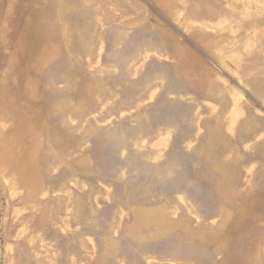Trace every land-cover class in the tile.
<instances>
[{
    "label": "rangeland",
    "instance_id": "rangeland-1",
    "mask_svg": "<svg viewBox=\"0 0 264 264\" xmlns=\"http://www.w3.org/2000/svg\"><path fill=\"white\" fill-rule=\"evenodd\" d=\"M0 264H264V0H0Z\"/></svg>",
    "mask_w": 264,
    "mask_h": 264
}]
</instances>
